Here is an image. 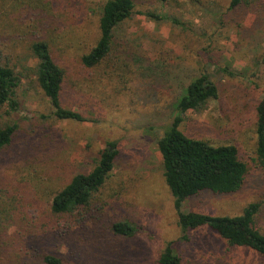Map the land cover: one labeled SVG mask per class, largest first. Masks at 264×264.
Returning <instances> with one entry per match:
<instances>
[{
  "label": "rangeland",
  "instance_id": "1",
  "mask_svg": "<svg viewBox=\"0 0 264 264\" xmlns=\"http://www.w3.org/2000/svg\"><path fill=\"white\" fill-rule=\"evenodd\" d=\"M104 1L0 0V64L20 77L18 108L0 106V128L16 125L0 151V264H47L45 254L64 264H159L169 242L180 264H264L254 250L205 228L182 238L156 144L183 88L207 72L217 97L187 111L179 128L214 145H235L247 174L237 192H201L185 199L182 211L236 215L259 202L255 225L264 233L254 110L264 96V0H241L231 10V0H134L132 15L113 31L112 57L88 67L82 56L98 38ZM36 40L47 42L63 70L62 106L85 121L53 116L30 70L38 62L30 49ZM108 140L118 141L119 153L86 210L52 213L54 193L88 172ZM115 221L136 232L115 235Z\"/></svg>",
  "mask_w": 264,
  "mask_h": 264
},
{
  "label": "trees",
  "instance_id": "2",
  "mask_svg": "<svg viewBox=\"0 0 264 264\" xmlns=\"http://www.w3.org/2000/svg\"><path fill=\"white\" fill-rule=\"evenodd\" d=\"M166 2L168 0H160ZM241 0H231L229 10ZM134 0H105L98 19V38L95 45L82 56V63L92 67L113 55V31L133 13ZM145 15L157 21L176 22L168 15L146 12ZM31 52L37 64L30 68L38 87L49 99L53 116L60 120L85 121L78 111L62 106L60 94L63 70L54 62L46 41L31 43ZM233 74L232 72H228ZM20 77L12 67L0 64V106L8 104L12 110L18 108L13 98ZM217 97V87L205 71L192 77L177 98L170 122L157 140L161 157L164 182L172 197L177 214V223L183 232L182 238L190 230L205 228L217 233L229 245L247 247L264 258V233L255 225V217L260 210L259 202H250L236 215H213L198 211H182V202L196 194L210 191L214 194L237 192L243 185L247 167L238 155L233 144L214 145L205 140L189 137L179 126L187 111L205 107L209 99ZM256 115V161L264 168V96L254 107ZM16 129L15 124H5L0 128V151L7 146ZM119 153L118 141L108 140L100 151L93 167L88 172H78L64 184L51 198L50 210L54 214L72 213L86 210L94 195L104 184L113 169ZM115 235L131 237L136 228L128 221H115L110 224ZM1 257V243H0ZM47 264H64L53 254L43 255ZM159 264H180V257L172 243L166 244L158 257Z\"/></svg>",
  "mask_w": 264,
  "mask_h": 264
}]
</instances>
